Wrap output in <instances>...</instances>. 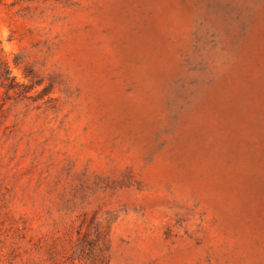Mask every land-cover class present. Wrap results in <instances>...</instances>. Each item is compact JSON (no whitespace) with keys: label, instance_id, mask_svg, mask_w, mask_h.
I'll use <instances>...</instances> for the list:
<instances>
[{"label":"rangeland","instance_id":"obj_1","mask_svg":"<svg viewBox=\"0 0 264 264\" xmlns=\"http://www.w3.org/2000/svg\"><path fill=\"white\" fill-rule=\"evenodd\" d=\"M0 40V264H264V0H0Z\"/></svg>","mask_w":264,"mask_h":264},{"label":"trees","instance_id":"obj_2","mask_svg":"<svg viewBox=\"0 0 264 264\" xmlns=\"http://www.w3.org/2000/svg\"><path fill=\"white\" fill-rule=\"evenodd\" d=\"M1 44V40H0ZM4 51L3 55H0V63L3 65L4 74L2 75V84H4L9 91H13L14 94L23 95L26 92V82L17 80V77L13 75L10 59L6 54L3 47H0ZM16 64H19L18 61H15ZM29 74L25 71V76ZM34 85L41 84V81L32 79ZM50 86H45V91H50Z\"/></svg>","mask_w":264,"mask_h":264}]
</instances>
